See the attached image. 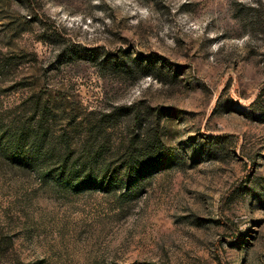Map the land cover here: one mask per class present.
Wrapping results in <instances>:
<instances>
[{"label":"rangeland","instance_id":"obj_1","mask_svg":"<svg viewBox=\"0 0 264 264\" xmlns=\"http://www.w3.org/2000/svg\"><path fill=\"white\" fill-rule=\"evenodd\" d=\"M33 95L106 185L11 159ZM0 264H264V0H0Z\"/></svg>","mask_w":264,"mask_h":264},{"label":"trees","instance_id":"obj_2","mask_svg":"<svg viewBox=\"0 0 264 264\" xmlns=\"http://www.w3.org/2000/svg\"><path fill=\"white\" fill-rule=\"evenodd\" d=\"M101 62L104 68L125 77H133L135 72L141 73L144 69L136 63H110L108 58ZM147 75L149 72H142L140 76ZM30 100L28 116H20L7 127V148L12 152L11 159L23 166H37L43 175L51 172L56 181H62L72 189L106 185L109 164L103 158L100 146V125L91 122L86 127V134L73 146V137L67 129L62 128L57 133L53 131L57 110L52 109L50 99L33 95ZM22 138L29 140L26 147L21 144ZM73 147L77 148L75 152L71 151ZM121 165L120 168L128 172L147 167L146 164H133L131 154Z\"/></svg>","mask_w":264,"mask_h":264}]
</instances>
